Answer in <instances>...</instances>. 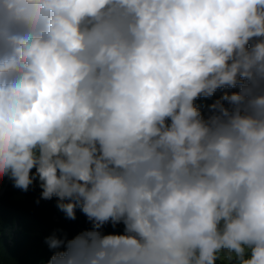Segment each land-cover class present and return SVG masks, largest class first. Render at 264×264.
<instances>
[{
  "label": "clouds",
  "instance_id": "9594fccd",
  "mask_svg": "<svg viewBox=\"0 0 264 264\" xmlns=\"http://www.w3.org/2000/svg\"><path fill=\"white\" fill-rule=\"evenodd\" d=\"M5 180L45 264H264V0H0Z\"/></svg>",
  "mask_w": 264,
  "mask_h": 264
},
{
  "label": "trees",
  "instance_id": "16d2710c",
  "mask_svg": "<svg viewBox=\"0 0 264 264\" xmlns=\"http://www.w3.org/2000/svg\"><path fill=\"white\" fill-rule=\"evenodd\" d=\"M211 102L196 101L202 105ZM45 210L46 208L41 211L27 210L25 207L9 203L5 198L0 199V255L4 256V261L12 256L22 260V264H45L52 255L45 243L47 236L57 229H63L69 237L77 233L75 228L62 225L59 219L52 217L50 211ZM7 230L12 232L11 236H7Z\"/></svg>",
  "mask_w": 264,
  "mask_h": 264
},
{
  "label": "rangeland",
  "instance_id": "374dc122",
  "mask_svg": "<svg viewBox=\"0 0 264 264\" xmlns=\"http://www.w3.org/2000/svg\"><path fill=\"white\" fill-rule=\"evenodd\" d=\"M40 192L41 189L38 186L30 188L28 192H23L14 188L11 181L5 180L3 184H0V199L4 200L5 198L9 203H14V205L19 207H25L27 210L35 209L37 211H41V209L46 208L47 211L52 213V217L55 220L59 219L62 222V225L66 227L75 228L77 233L89 227L86 222V218L83 214L78 213V210L76 220H67L64 213L57 208L55 198L50 201L40 200L39 203H36L40 196ZM118 230H122V226L121 229ZM107 231H112V229L109 227ZM6 234L7 236H11L12 232L7 230ZM2 257L4 256L0 255V264H22L23 262L22 260H17L12 256L4 261ZM219 264H227V258L222 255Z\"/></svg>",
  "mask_w": 264,
  "mask_h": 264
}]
</instances>
